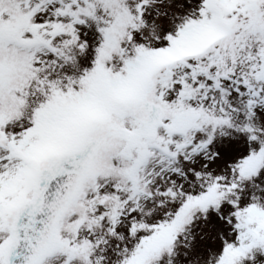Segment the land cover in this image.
Returning a JSON list of instances; mask_svg holds the SVG:
<instances>
[{"label":"snow or ice","instance_id":"obj_1","mask_svg":"<svg viewBox=\"0 0 264 264\" xmlns=\"http://www.w3.org/2000/svg\"><path fill=\"white\" fill-rule=\"evenodd\" d=\"M0 264H264V0H0Z\"/></svg>","mask_w":264,"mask_h":264}]
</instances>
